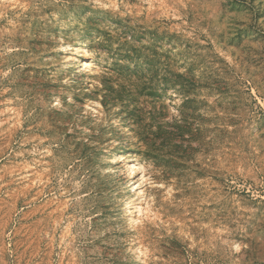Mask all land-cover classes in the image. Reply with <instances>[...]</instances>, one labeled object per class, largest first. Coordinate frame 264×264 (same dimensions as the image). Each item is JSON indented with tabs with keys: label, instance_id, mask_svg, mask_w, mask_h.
<instances>
[{
	"label": "rangeland",
	"instance_id": "374dc122",
	"mask_svg": "<svg viewBox=\"0 0 264 264\" xmlns=\"http://www.w3.org/2000/svg\"><path fill=\"white\" fill-rule=\"evenodd\" d=\"M0 264H264V0H0Z\"/></svg>",
	"mask_w": 264,
	"mask_h": 264
},
{
	"label": "bare ground",
	"instance_id": "6f19581e",
	"mask_svg": "<svg viewBox=\"0 0 264 264\" xmlns=\"http://www.w3.org/2000/svg\"><path fill=\"white\" fill-rule=\"evenodd\" d=\"M77 49L78 48L74 47V54H77L76 51H75ZM72 58H74V57H72ZM78 61L80 63V66L83 67V69H86L87 71H90L88 63L83 58H78ZM117 157H118L119 161H122V162L126 163V157H125L124 152L118 153ZM108 162H114L113 158L111 156L108 158ZM128 169L130 170L129 174H128L129 186H130L131 190L133 191V193L138 195L139 192L141 191V189H138L137 186H136V181L134 180V176L132 175V168H131L130 165H128Z\"/></svg>",
	"mask_w": 264,
	"mask_h": 264
}]
</instances>
